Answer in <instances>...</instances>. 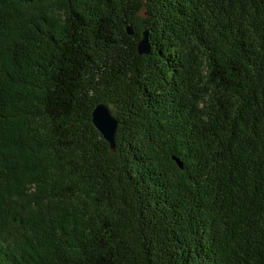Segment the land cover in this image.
I'll return each mask as SVG.
<instances>
[{"label": "trees", "instance_id": "16d2710c", "mask_svg": "<svg viewBox=\"0 0 264 264\" xmlns=\"http://www.w3.org/2000/svg\"><path fill=\"white\" fill-rule=\"evenodd\" d=\"M0 264H264V0H0Z\"/></svg>", "mask_w": 264, "mask_h": 264}, {"label": "water", "instance_id": "95a60500", "mask_svg": "<svg viewBox=\"0 0 264 264\" xmlns=\"http://www.w3.org/2000/svg\"><path fill=\"white\" fill-rule=\"evenodd\" d=\"M128 35H132L133 30L130 24L125 26ZM150 52V43L148 39V32L143 31L141 39L137 42V53L148 54ZM92 122L95 127L101 132L104 139L109 143L111 149L115 146V131L117 127V120L111 113L108 106L104 103H98L94 106L91 112ZM176 163L180 168L183 167L182 161L175 158ZM12 222L22 223V219L19 215H12Z\"/></svg>", "mask_w": 264, "mask_h": 264}, {"label": "rangeland", "instance_id": "374dc122", "mask_svg": "<svg viewBox=\"0 0 264 264\" xmlns=\"http://www.w3.org/2000/svg\"><path fill=\"white\" fill-rule=\"evenodd\" d=\"M109 108H111V109H112V107H110V106H109ZM17 215H18V214H17ZM19 216H20V215H19Z\"/></svg>", "mask_w": 264, "mask_h": 264}]
</instances>
